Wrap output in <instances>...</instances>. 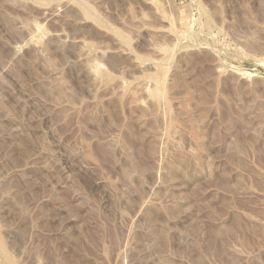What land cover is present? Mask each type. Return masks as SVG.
I'll return each instance as SVG.
<instances>
[{"label":"rangeland","instance_id":"obj_1","mask_svg":"<svg viewBox=\"0 0 264 264\" xmlns=\"http://www.w3.org/2000/svg\"><path fill=\"white\" fill-rule=\"evenodd\" d=\"M0 264H264V0H0Z\"/></svg>","mask_w":264,"mask_h":264}]
</instances>
